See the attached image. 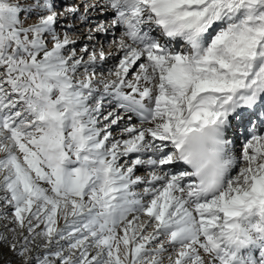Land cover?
<instances>
[{
	"label": "snow or ice",
	"instance_id": "6c2138e0",
	"mask_svg": "<svg viewBox=\"0 0 264 264\" xmlns=\"http://www.w3.org/2000/svg\"><path fill=\"white\" fill-rule=\"evenodd\" d=\"M79 11L0 0V245L22 264H264V0H92L77 49L57 22ZM209 124L229 153L211 188L183 150Z\"/></svg>",
	"mask_w": 264,
	"mask_h": 264
},
{
	"label": "clouds",
	"instance_id": "9594fccd",
	"mask_svg": "<svg viewBox=\"0 0 264 264\" xmlns=\"http://www.w3.org/2000/svg\"><path fill=\"white\" fill-rule=\"evenodd\" d=\"M221 131L218 125L209 124L188 135L183 145L192 174L209 188L220 183L229 159Z\"/></svg>",
	"mask_w": 264,
	"mask_h": 264
},
{
	"label": "rangeland",
	"instance_id": "374dc122",
	"mask_svg": "<svg viewBox=\"0 0 264 264\" xmlns=\"http://www.w3.org/2000/svg\"><path fill=\"white\" fill-rule=\"evenodd\" d=\"M65 3L67 4H71V5H78L79 6V13L76 14V16H70L68 19H65V20H62V21H58L57 22V27L59 28V24L60 23H69L71 22L74 27H72L70 30H69V34L71 35L72 38L76 39L79 41V43H77L75 45V47L77 49L80 48L81 44L82 43H85L86 42V35L88 33V30L90 28H93L95 27L94 24H92L91 22H88V21H85V22H81L79 19H78V16L80 14H83L84 12V4L85 3H90L92 2V0H64ZM84 2V4H83ZM109 17V15H108ZM24 19L26 20V23L27 24H31L33 23V21L35 20V17H31V18H28V17H24ZM100 20H104L106 19V17H99ZM157 34V33H156ZM155 35V33H154ZM170 46L173 47V44H171ZM109 48L107 47V45L105 46V51H109L108 50ZM109 66L113 63V61H109ZM133 123H135V118H134V121ZM136 124V123H135ZM238 137V136H237ZM236 137V140H235V145L237 143L238 146H240V143L237 142L238 138ZM236 148V151L238 152L239 151V147H235ZM239 166H243V161H242V158L240 160V164ZM177 167V166H175ZM179 169V168H177ZM144 171V169H138L137 171V174H140ZM233 174L232 175H236L238 173V167L233 169ZM143 187V186H142ZM6 223V221H0V231H3L2 229V225ZM257 244V246L259 245L258 243H255ZM259 248H260V245H259ZM261 251V250H260ZM0 253H2V255H0V264H3V262L5 260H8V259H11L12 260V264H22L21 261L17 260L14 256H13V253L7 248V247H4L3 245H0Z\"/></svg>",
	"mask_w": 264,
	"mask_h": 264
},
{
	"label": "bare ground",
	"instance_id": "6f19581e",
	"mask_svg": "<svg viewBox=\"0 0 264 264\" xmlns=\"http://www.w3.org/2000/svg\"><path fill=\"white\" fill-rule=\"evenodd\" d=\"M83 4H84V2H83ZM80 10V9H79ZM109 15V17H111V13H109L108 14ZM155 32V31H154ZM165 42H167V41H165ZM109 50V49H108ZM133 121H134V119H133ZM135 123L136 124H138L139 123V121H138V119H135ZM235 148V147H234ZM176 168H183V166H180V165H177V167ZM140 169H142V168H140ZM138 171V170H137ZM233 172V171H232ZM140 187H142V186H140ZM61 223H62V221H61ZM3 230V229H2ZM258 249H257V247L253 244V243H251V244H248V245H245L244 247H242L241 249H240V251H239V255L242 257V258H245V259H247V258H249V257H252V258H259L258 257ZM206 255V254H205Z\"/></svg>",
	"mask_w": 264,
	"mask_h": 264
}]
</instances>
